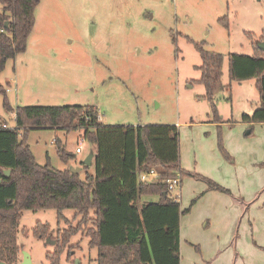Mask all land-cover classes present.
I'll return each instance as SVG.
<instances>
[{"label":"rangeland","instance_id":"obj_1","mask_svg":"<svg viewBox=\"0 0 264 264\" xmlns=\"http://www.w3.org/2000/svg\"><path fill=\"white\" fill-rule=\"evenodd\" d=\"M35 16L27 49L9 59L0 73L13 108L5 106L0 93V122L16 126L14 109L21 104H79L97 107L103 124H177L181 161L190 165L182 168L229 189L210 188L205 179L184 175L180 202L190 211L181 216V264H209L203 261L208 253L211 264L228 263L231 247H223L229 245L224 230L230 227L239 235L240 253L251 259L248 264H264V122L242 120L244 112L257 108L260 92L253 78L233 81L231 90L215 94V104L235 124L207 125L213 113L200 81L202 57L196 47L201 43L227 56L223 81L229 82L228 56H252L248 34L264 35V0H41ZM83 133L31 129L28 143L39 163L50 160L64 169L69 166L52 141L58 136L74 152L73 166L93 147ZM80 174L85 177V170ZM212 190L215 195L204 197ZM142 199L156 201L158 196ZM64 213L70 224L57 218L56 209H24L18 244L35 263L49 264L46 254L54 250L47 238L34 235L35 224L49 223L55 237L81 219L74 209ZM89 227L91 222L72 235L60 264L97 262L98 248L90 246L85 234ZM214 249L222 250L218 257Z\"/></svg>","mask_w":264,"mask_h":264},{"label":"trees","instance_id":"obj_2","mask_svg":"<svg viewBox=\"0 0 264 264\" xmlns=\"http://www.w3.org/2000/svg\"><path fill=\"white\" fill-rule=\"evenodd\" d=\"M40 1L0 0V73L9 59L27 49ZM248 35L254 54L228 56L227 83L223 81L227 56L196 42L202 57L198 66L202 71L200 81L211 104L212 121L223 122L215 94L225 88L231 90L233 81L253 78L260 92V104L253 113H243L242 120L264 122V50L259 46L264 35ZM0 93L5 94V106L13 109L1 84ZM14 110L16 126L2 127L6 121L0 122V264L20 262L24 248L18 244V234L24 209L44 208L56 209L57 218L68 224L66 209L76 210L75 218L81 216L77 225H70L55 237L49 223L35 224L36 237L55 240L54 250L46 254L49 264H60L72 235L89 222L92 227L85 234L90 246L98 248L95 264H181L180 222L182 214L190 209H183L181 202L172 198L162 180H139L141 171L153 167L165 166L169 171L179 168L183 177L190 173L181 167L177 124H103L97 107L92 105L21 104ZM39 128L67 132L84 129L83 138L93 144L94 171H89L90 166L82 160L77 163L86 176L82 177L80 171L72 172L69 164L75 154L67 151L57 136L54 142L58 154L69 167L55 168L50 160L39 163L28 143L29 131ZM6 168L11 170L9 174H5ZM190 175L205 179L210 188L229 191L198 173ZM143 196H158V200H143Z\"/></svg>","mask_w":264,"mask_h":264},{"label":"crops","instance_id":"obj_3","mask_svg":"<svg viewBox=\"0 0 264 264\" xmlns=\"http://www.w3.org/2000/svg\"><path fill=\"white\" fill-rule=\"evenodd\" d=\"M258 103L260 104V96H259V101H258ZM259 104L257 105V107L259 106ZM257 109V108H256ZM255 109V110H256ZM254 112V111H253ZM253 112H251V113H253ZM244 113H248V112H244ZM100 118H101V116H100ZM222 121L223 122H215V121H212L211 120V118H207V120L205 121L206 123L208 122V124L207 125H211V126H213V127H220V126H225V127H228L230 124L232 125V124H235L234 122H233V119H232V117H227L225 114L222 116ZM193 122H195V121H193ZM250 131L251 130H249L248 131V133H250ZM247 133V134H248ZM58 137V136H57ZM91 150H93L94 151V149H93V147L91 148ZM80 152H82V151H80ZM76 165H78V166H81L80 164H77L76 163ZM76 165H74V166H76ZM183 166V164H182V161H181V167ZM188 166H190V165H188V164H185V167H188ZM184 167V166H183ZM184 167V168H185ZM183 168V169H184ZM185 170V169H184ZM182 183H183V181H182ZM216 190H212V191H209V192H206L205 193V195H204V197L205 196H207V195H209L210 193H212L211 195H215L216 194V192H215ZM250 193V192H249ZM250 194H252V193H250ZM211 197H214V198H216V199H218L216 196H211ZM152 200V199H151ZM236 209H238V210H240V208H238V207H236ZM234 224H236L235 222L233 223V225ZM228 229V228H227ZM224 230V231H229V232H226V234H225V238L227 239L226 241V243L227 244H229V245H227V247H223L224 248V250L223 251H225V250H227V249H229L230 247H231V250L230 251H228L227 252V256H228V259H227V261H228V263H226V264H229V263H234V264H248L249 263V261L251 260L250 258H248L246 255V257H244V255H242L240 252L242 251V246H241V241H240V243H238V241L240 240L238 237H239V235H237V236H235V232H234V230H235V227H234V229H233V227H230L228 230ZM249 232V231H248ZM248 232H247V234H248ZM253 235V234H252ZM235 238V239H234ZM230 241V242H229ZM248 242H251V240H250V238L247 240ZM252 241H253V238H252ZM229 242V243H228ZM237 246V247H236ZM216 249H217V247H216ZM216 249H214V251H216L215 252V256L216 257H218L217 255L218 254H220L221 252H222V250H216ZM240 254L241 255V258H240V255L238 256V257H236L234 254ZM212 254H206L205 255V258L203 259V261L204 260H207V261H205L206 263L207 262H209V264H211V261H213V256H211ZM232 255V256H231ZM31 256H32V254H31ZM226 256V257H227ZM33 259V258H32ZM205 262H203V263H205ZM223 264H225V263H223Z\"/></svg>","mask_w":264,"mask_h":264},{"label":"built area","instance_id":"obj_4","mask_svg":"<svg viewBox=\"0 0 264 264\" xmlns=\"http://www.w3.org/2000/svg\"><path fill=\"white\" fill-rule=\"evenodd\" d=\"M2 127H8L9 125L5 122L1 124ZM55 139L52 141L53 143ZM77 152L82 151L80 146L76 148ZM139 180L140 182H151L162 180L166 186L167 190L171 194L172 198L181 201L183 197L182 181L183 175L179 168H175L173 171H169L165 166L160 168H150L148 170H143L140 172Z\"/></svg>","mask_w":264,"mask_h":264},{"label":"water","instance_id":"obj_5","mask_svg":"<svg viewBox=\"0 0 264 264\" xmlns=\"http://www.w3.org/2000/svg\"><path fill=\"white\" fill-rule=\"evenodd\" d=\"M259 46H260V48H261L262 50H264V40L259 41ZM93 156H94V151H93V150H90V153H89V154L85 157V159L83 160L84 165H88V166L92 165L93 162H94V158H93ZM81 168H82V166H74V165H73V166L70 168V170H71L72 172H73V171H75V172H79V171L81 170ZM10 171H11V170H10L9 168H6V170H5V174H6V173L9 174ZM0 183H1V178H0ZM47 241H48L49 243L56 244L54 239L47 238ZM19 261H20L19 263H13V264H37V263H35V261H33L30 252L27 251V250H25V251L23 250V255H22V257H21V259H20ZM2 264H8V263L3 262Z\"/></svg>","mask_w":264,"mask_h":264}]
</instances>
